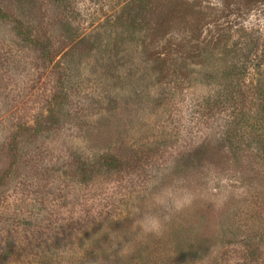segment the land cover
Segmentation results:
<instances>
[{
    "label": "rangeland",
    "instance_id": "1",
    "mask_svg": "<svg viewBox=\"0 0 264 264\" xmlns=\"http://www.w3.org/2000/svg\"><path fill=\"white\" fill-rule=\"evenodd\" d=\"M261 8L0 0V264H264Z\"/></svg>",
    "mask_w": 264,
    "mask_h": 264
},
{
    "label": "trees",
    "instance_id": "2",
    "mask_svg": "<svg viewBox=\"0 0 264 264\" xmlns=\"http://www.w3.org/2000/svg\"><path fill=\"white\" fill-rule=\"evenodd\" d=\"M242 1V4L245 6V7H247V9H249L248 11H250V14L251 13H254L255 15L256 14H260L261 13V6H262V4H264V0H241ZM257 16V15H256ZM258 17V16H257ZM52 23L53 24H55V25H57V21L55 20V19H53L52 20ZM56 27V26H55ZM70 29H73V27L72 26H70L69 27ZM261 43H263L261 40H256V41H253L252 43H250V44H246V46H245V48H244V50L246 49H250V50H258V48H259V44H261ZM242 51V53H244V55H243V60H244V63H251L252 61L250 60V58L247 56L248 54H249V51H247V53L245 52V51ZM259 58H257L256 60H258ZM260 60H261V57H260V59H259V61H258V63L256 64V65H264V63H261L260 62ZM241 71H243V69H240ZM262 128H264V123H263V125L262 126H260V128H259V131L262 129ZM259 131H257V132H255V134H256V136H257V139L258 140H262V141H264V131H262L261 133H259Z\"/></svg>",
    "mask_w": 264,
    "mask_h": 264
}]
</instances>
